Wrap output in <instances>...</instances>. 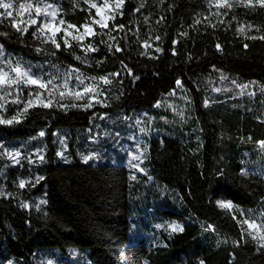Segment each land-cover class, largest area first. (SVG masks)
<instances>
[{"label": "trees", "instance_id": "16d2710c", "mask_svg": "<svg viewBox=\"0 0 264 264\" xmlns=\"http://www.w3.org/2000/svg\"><path fill=\"white\" fill-rule=\"evenodd\" d=\"M92 1L100 2L56 0L59 17L81 28L93 16ZM116 2L105 26L93 23L91 35L68 47L45 39L36 24L22 28L0 17V43L11 55L56 59L109 79L88 107L70 97L36 104L34 85L0 91V264H45L42 255L53 264H264V244L235 209L264 211V177L244 169V153L264 141V0ZM206 84L217 89L211 96ZM180 88L189 95L185 118L194 133L153 137L145 175L57 157V132L71 137L66 154L79 151L74 133L98 116L150 109ZM38 138L41 162L30 172L11 163L7 149ZM147 177L172 198L158 213L183 223L163 243L128 241ZM72 249L78 255L70 259Z\"/></svg>", "mask_w": 264, "mask_h": 264}, {"label": "rangeland", "instance_id": "374dc122", "mask_svg": "<svg viewBox=\"0 0 264 264\" xmlns=\"http://www.w3.org/2000/svg\"><path fill=\"white\" fill-rule=\"evenodd\" d=\"M116 1L89 2L93 16L90 22L84 23L81 28L68 24L59 17L56 0H0V17L8 18L22 28L36 24V30L45 39L55 42L60 38L68 47L73 40L81 43L85 37L91 35L93 23L105 26L118 6ZM221 1L212 0L214 3ZM42 63L11 55L0 43V91L6 86L16 91L20 84L34 85L40 90L37 97L33 98L36 104L49 105L52 99L70 97L76 101H84V107H88L91 102L96 101L100 87L109 81L106 77H94L76 66L64 65L56 59L45 60ZM238 84L242 94L252 95L255 99L254 90L246 83ZM216 90V87L208 84L204 88L210 96ZM1 96L3 94L0 92ZM189 101L188 93L180 88L160 98L150 109L134 110L126 115H100L92 126L74 133L71 142L79 151L71 148L68 154L65 150L71 137L69 138L64 131L57 132L56 140L59 147L56 155L64 163L91 161L95 164L121 165L131 169L132 173L143 176L147 171L145 161L148 145L153 137L175 131L194 133V127L187 128L185 118L190 107ZM258 101L264 105V94H259ZM21 148L7 149L6 154L12 164H19L24 169L26 167L25 170L30 172L31 164L42 161L40 138L33 143H26ZM244 164L245 170L254 171L264 177V141L253 151L244 153ZM25 180L21 178V185H24ZM141 187L136 197L138 210L133 217L128 241L142 239L147 243H163L172 233L180 230L183 223L158 213L169 208L168 202L172 198L166 189L154 182L151 177H147ZM220 204L234 209L229 202ZM235 209L240 213V220L247 227L252 239L263 245L264 211ZM77 255L76 249L69 252L70 259ZM54 260L55 258H49L47 255L40 257V261L45 264H53ZM56 263L70 264L63 258H59Z\"/></svg>", "mask_w": 264, "mask_h": 264}]
</instances>
